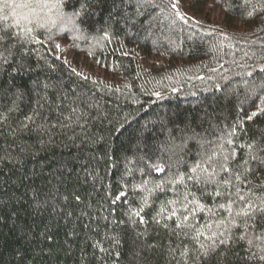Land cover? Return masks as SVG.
Returning a JSON list of instances; mask_svg holds the SVG:
<instances>
[{"label":"trees","instance_id":"trees-1","mask_svg":"<svg viewBox=\"0 0 264 264\" xmlns=\"http://www.w3.org/2000/svg\"><path fill=\"white\" fill-rule=\"evenodd\" d=\"M14 2L31 3L35 11L0 12V35L10 33L15 38L10 43L18 41V55L9 64L0 61V91L10 86L24 91L34 105L37 85L48 84L52 107L73 120L32 154L20 153L10 137H0V156L10 157L0 160V264H170L168 248L175 238L151 223L121 226L126 227L120 231L121 245L101 260L103 254L93 245L106 234L108 222L101 217L109 214V205L102 197L123 188L128 196L113 206L117 214L139 206L143 193L132 187L142 179L136 170L143 167L135 155L137 144L140 156L147 153L145 161L166 165L173 139L180 144L181 136H194L183 152L176 149L172 155V161H182L181 171L198 162L201 153L220 151V145L247 157L239 146L264 131V113L247 120L264 109V0H252V17L246 15L252 7L244 0H99L86 9L90 14L84 23L81 16L75 23L65 18L79 9L78 0H64L62 9L51 10L36 7L39 0ZM214 5L221 15H213ZM49 119L55 123L56 114ZM241 121L247 134L237 127L234 144H226L227 134ZM121 127L122 134L112 133L109 140L113 159H91L96 149L81 140ZM25 142L34 144L35 137L18 141ZM92 169L103 177L94 186L85 171ZM164 178L158 172L143 177ZM76 193L88 207L72 199ZM171 198L167 188L157 191L151 206L158 209Z\"/></svg>","mask_w":264,"mask_h":264},{"label":"snow or ice","instance_id":"snow-or-ice-1","mask_svg":"<svg viewBox=\"0 0 264 264\" xmlns=\"http://www.w3.org/2000/svg\"><path fill=\"white\" fill-rule=\"evenodd\" d=\"M78 3L79 9H72V14L65 17L69 23H75L77 16H81V22L84 23L85 17L90 14L86 9L90 8L92 3H99V0H78ZM244 5L252 7L251 11L246 12L248 17H252L256 13L252 0H244ZM63 6L64 0H55V3L50 0H39L36 4L41 10L44 8L51 10L53 7L62 9ZM171 7L179 12L177 3L173 2ZM22 8L35 11L31 3L0 0V12L11 9L13 15H16V10ZM261 10L264 11V7ZM61 15L64 16L63 11ZM180 18L184 19L183 16ZM260 23L264 25V20ZM261 30L264 31V27ZM107 35L105 32V36ZM14 39L10 33L0 35V49H3L0 51V61L5 64H9L10 59L18 55L14 52L18 41L10 43ZM56 47L59 48L60 45ZM3 87V84H0V90ZM48 88V84L37 85L38 95L34 105L30 94L24 91L11 86L6 92L0 91V137H10L11 143L19 148L20 153L32 154L37 145L43 148L51 143L57 129L63 130L71 126L68 121L73 120V115L64 116L58 107H52V102L47 96ZM70 111L76 114L78 109L73 107ZM50 113L56 114L55 123L49 119ZM260 113H264V109L251 113L247 120L252 121ZM76 119L78 121L79 117ZM237 127L247 134V129L241 121L227 134L226 144H234L233 137L237 136ZM123 130L122 127L113 128L107 136L93 134L81 140V144L96 149L91 159L112 160L108 152L109 140L112 133L119 135ZM25 137H35V143L31 145L27 142L18 143ZM69 139L75 144L77 137L72 136ZM190 139L195 137L181 136L180 144H175L173 139L171 147L167 149L171 155L166 165L150 164L145 161L147 153L140 156V145L137 144L135 155L143 162V167L137 166L136 170L140 172L142 179L138 185L132 187L143 195L140 196V204L136 209L118 215L117 208L113 206L118 202L121 204L126 202L128 193L123 188L115 194L111 190L104 193L102 199L109 205V214L101 217L108 222L104 225L106 234L93 245L103 254L101 260L110 255L113 248L121 245L120 231L126 230V227L121 226L139 228L140 225L151 223L162 229L167 236L175 238L168 248V253L172 257L170 264H264V179L257 175L258 173L264 175V131H261L259 139L253 136L249 143L239 146L242 152L247 150V157L243 154L238 155L235 147L225 150L223 145H220V151H213L211 154L201 153L198 162L190 168L185 165V171H181L182 161L180 159L172 161V155H177L176 149L183 152L186 141ZM101 150L102 156L98 155ZM3 151L0 148V152ZM9 158L0 156V160ZM125 159L128 157L125 156ZM147 160H151V157H147ZM112 166L116 167L115 164ZM174 167L175 172L172 171ZM64 171L70 173L73 169L65 168ZM85 171L91 177L93 186L97 181L103 180L95 169ZM128 171L131 169L125 174ZM153 172L163 173L165 178L143 179L145 176H151ZM249 177L258 182L253 183ZM85 182L87 183V180ZM123 187L126 188L127 185ZM166 188L172 193V198L165 199L158 209L153 208L151 206L153 194L157 191L164 193ZM63 199L68 200L69 197L64 196ZM72 199L83 203L85 207L89 206L86 201H82L78 193L73 194ZM81 215L88 216L89 213L82 211ZM146 216L149 217L148 220ZM109 226H112L111 233L107 232ZM137 235L143 236L144 233L139 232ZM150 247L155 250L157 245L153 244Z\"/></svg>","mask_w":264,"mask_h":264},{"label":"rangeland","instance_id":"rangeland-1","mask_svg":"<svg viewBox=\"0 0 264 264\" xmlns=\"http://www.w3.org/2000/svg\"><path fill=\"white\" fill-rule=\"evenodd\" d=\"M212 13L214 16H218L221 15V10L220 8H218V6L214 5V7L212 8Z\"/></svg>","mask_w":264,"mask_h":264}]
</instances>
